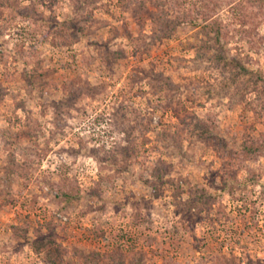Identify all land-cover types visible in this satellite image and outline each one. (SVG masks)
<instances>
[{"label": "rangeland", "instance_id": "rangeland-1", "mask_svg": "<svg viewBox=\"0 0 264 264\" xmlns=\"http://www.w3.org/2000/svg\"><path fill=\"white\" fill-rule=\"evenodd\" d=\"M0 264H264V0H0Z\"/></svg>", "mask_w": 264, "mask_h": 264}, {"label": "trees", "instance_id": "trees-1", "mask_svg": "<svg viewBox=\"0 0 264 264\" xmlns=\"http://www.w3.org/2000/svg\"><path fill=\"white\" fill-rule=\"evenodd\" d=\"M206 27H208V28H210L209 26H206ZM40 63V62H39ZM41 64V63H40ZM239 69H241V71L242 72H245V73H247V70L243 67V66H240V65H238L237 66ZM48 245H49V242H47V241H42L41 243H38L37 245H35L34 247V249L35 250H37V251H41V250H43V249H47V247H48ZM49 252H50V250L48 251V254H49Z\"/></svg>", "mask_w": 264, "mask_h": 264}]
</instances>
